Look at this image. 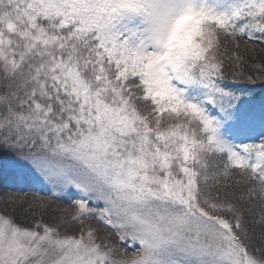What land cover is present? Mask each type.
<instances>
[{
    "label": "snow or ice",
    "instance_id": "obj_1",
    "mask_svg": "<svg viewBox=\"0 0 264 264\" xmlns=\"http://www.w3.org/2000/svg\"><path fill=\"white\" fill-rule=\"evenodd\" d=\"M0 264H264V0H0Z\"/></svg>",
    "mask_w": 264,
    "mask_h": 264
}]
</instances>
